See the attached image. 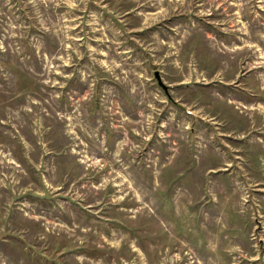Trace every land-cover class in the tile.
<instances>
[{
  "label": "rangeland",
  "instance_id": "374dc122",
  "mask_svg": "<svg viewBox=\"0 0 264 264\" xmlns=\"http://www.w3.org/2000/svg\"><path fill=\"white\" fill-rule=\"evenodd\" d=\"M0 264H264V0H0Z\"/></svg>",
  "mask_w": 264,
  "mask_h": 264
},
{
  "label": "water",
  "instance_id": "95a60500",
  "mask_svg": "<svg viewBox=\"0 0 264 264\" xmlns=\"http://www.w3.org/2000/svg\"><path fill=\"white\" fill-rule=\"evenodd\" d=\"M154 77L158 83V85L164 90V92L170 97L168 89L169 85L165 84L161 78L160 72L158 70L154 71Z\"/></svg>",
  "mask_w": 264,
  "mask_h": 264
}]
</instances>
